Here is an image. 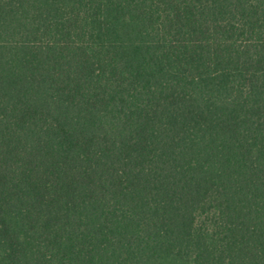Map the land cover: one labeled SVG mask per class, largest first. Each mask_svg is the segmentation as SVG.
I'll use <instances>...</instances> for the list:
<instances>
[{
  "label": "trees",
  "instance_id": "obj_1",
  "mask_svg": "<svg viewBox=\"0 0 264 264\" xmlns=\"http://www.w3.org/2000/svg\"><path fill=\"white\" fill-rule=\"evenodd\" d=\"M0 264H264V0H0Z\"/></svg>",
  "mask_w": 264,
  "mask_h": 264
}]
</instances>
